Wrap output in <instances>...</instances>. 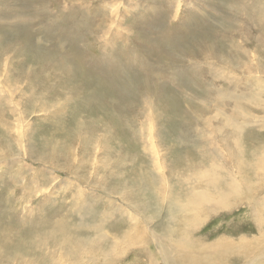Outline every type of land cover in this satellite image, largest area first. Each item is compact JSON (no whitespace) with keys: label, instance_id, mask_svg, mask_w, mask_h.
<instances>
[{"label":"rangeland","instance_id":"1","mask_svg":"<svg viewBox=\"0 0 264 264\" xmlns=\"http://www.w3.org/2000/svg\"><path fill=\"white\" fill-rule=\"evenodd\" d=\"M0 264H264V0H0Z\"/></svg>","mask_w":264,"mask_h":264},{"label":"bare ground","instance_id":"2","mask_svg":"<svg viewBox=\"0 0 264 264\" xmlns=\"http://www.w3.org/2000/svg\"><path fill=\"white\" fill-rule=\"evenodd\" d=\"M116 19H118L119 20V18H116ZM115 21V20H114ZM206 25V24H205ZM166 30V28L164 29V30H162L161 32H158L160 35H163V36H166L167 38L170 36V33H169V31H170V29L169 30H167V31H165ZM205 32V31H204ZM113 38V37H112ZM183 39H184V37H182V38H180V40L179 41H177V42H175V43H172V41L168 38V43L169 44H171L173 47H178L181 43H182V41H183ZM192 39V38H191ZM163 40H165V39H161L160 41H163ZM186 40V39H185ZM110 42V41H109ZM166 42V41H165ZM80 45V44H79ZM186 45V44H185ZM151 50V49H150ZM90 51V50H89ZM151 52V51H150ZM162 52V50H158V51H156L154 54L155 55H159V53H161ZM113 58V57H112ZM114 60V59H113ZM86 61V60H85ZM106 62H107V60H106ZM157 62V61H156ZM108 63V62H107ZM100 65V64H99ZM104 68H105V71L103 72V74L104 75H106V76H109L108 75V73L109 72H111V70L113 69V67L112 66H103ZM186 77V76H185ZM181 79V78H180ZM181 82V81H180ZM183 82V81H182ZM186 82V81H185ZM109 90H110V87H109ZM112 91H114V89H112ZM127 92H128V90H126ZM112 93H114V92H112ZM123 94V93H122ZM119 95V94H118ZM168 101V100H167ZM132 116V115H131ZM20 133V132H19Z\"/></svg>","mask_w":264,"mask_h":264}]
</instances>
